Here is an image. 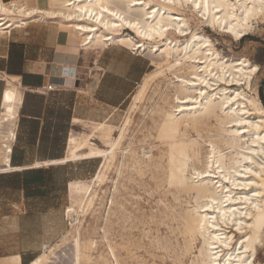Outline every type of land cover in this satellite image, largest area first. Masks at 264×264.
Here are the masks:
<instances>
[{"label":"bare ground","instance_id":"6f19581e","mask_svg":"<svg viewBox=\"0 0 264 264\" xmlns=\"http://www.w3.org/2000/svg\"><path fill=\"white\" fill-rule=\"evenodd\" d=\"M35 2L37 5H29L26 1L6 4L0 0V36L9 34L14 28H22L27 22L52 20L70 30L69 37L79 50L98 53L110 45H118L136 54L150 49L159 52L160 58L149 59L153 70L143 78L132 96L120 126L84 124L89 130L75 133L69 140L67 157L62 163L75 159L101 160L98 171L88 182L70 184L71 204L65 211L74 234V264H82L83 257L88 259L81 252L79 216L98 199V191H104L112 170L117 174L116 179L119 177V169L114 164L118 155V164H123L126 154H133L130 149L122 148L123 142L130 140L132 115L144 100L149 86L166 73H169L166 83L174 86L172 100L175 103L168 105V109H161L155 121L153 139L160 147L155 153L153 146L149 147V152H141V157L134 159L132 171L141 177L148 173L155 189L163 188L164 198L171 195L179 201L185 196L188 200L178 218L171 219L176 221L177 227L170 233L180 236L183 245L172 250L170 244L159 239L151 244L165 255L172 252V260L181 262L182 257L192 254L193 244L199 237L201 245L193 264H255L258 247L264 245V108L256 94L250 96L240 87L230 91L217 85L224 82L250 88L257 67L243 58L224 60L207 36L190 31L181 12L188 9L200 24L217 26L238 39L250 30L253 21L264 20V0ZM176 34L184 40L169 37ZM151 41H155V45L150 44ZM5 82L0 101V169L3 171L11 170L10 157L21 103L17 79L5 78ZM203 145H206L204 156ZM116 179L111 180L110 206L114 204ZM153 220L151 216L150 222L141 223L158 226ZM229 228L233 229V234L225 232ZM68 239L64 237L61 242L66 243ZM60 245L44 244L30 264H49ZM140 247L130 240L120 245L130 258ZM108 248L113 263L105 264H122L114 248L110 244ZM4 264H20V257L5 258Z\"/></svg>","mask_w":264,"mask_h":264},{"label":"crops","instance_id":"0c3cea01","mask_svg":"<svg viewBox=\"0 0 264 264\" xmlns=\"http://www.w3.org/2000/svg\"><path fill=\"white\" fill-rule=\"evenodd\" d=\"M41 28L25 25L0 42V101L5 78H16L21 92L11 170L0 173V262L18 255L30 264L38 256L47 243L35 241L28 220L62 214L70 184L83 179L74 163L98 160L61 162L75 129L108 123L151 68L124 47L79 50L55 23Z\"/></svg>","mask_w":264,"mask_h":264},{"label":"rangeland","instance_id":"374dc122","mask_svg":"<svg viewBox=\"0 0 264 264\" xmlns=\"http://www.w3.org/2000/svg\"><path fill=\"white\" fill-rule=\"evenodd\" d=\"M1 1L6 4L12 1H26L29 5L33 3L36 4L35 0ZM42 5L43 7H47V5ZM181 13V16L187 20L188 26L191 27L190 31H194L201 36H207L214 49L217 50L220 57H224V60L236 61L243 58L251 65L257 67L255 74L251 78L250 88L244 84L238 85L233 83L228 85L224 82H220L217 87L227 88V90L230 91L240 87L250 96L256 94L264 108V20L257 19L253 21L250 30L243 33L238 39H235L230 33L226 34L225 30L222 28H218L217 26L213 28L207 23L200 24L195 17L191 16L188 9ZM49 22L55 23L59 30H66L65 32L70 33L69 29H66L64 26L60 25V23L52 20L27 22L26 26H30L32 31L42 33L44 31V29L41 28L42 24ZM19 30V28H14L9 34L0 36V42L7 38H16ZM169 37L181 42L184 40L183 37H178V34ZM164 41L165 40L162 42ZM150 44L155 45V41H151ZM160 45L161 44H158L157 46ZM158 54L159 52H151L150 49H147L143 54L138 55L147 59L149 62L150 58L160 59ZM152 70L153 68L151 67L148 73ZM165 77H169V73H166V75L159 78L156 83L149 86L144 100L132 115L128 136L130 140L126 139L122 144V148L130 149L131 153L133 152L135 156L132 157L133 154H126L123 158V164H118L120 158L118 155L114 164L117 165L119 169V177L116 179L117 174L112 170L109 175L110 179L103 188L104 191H98V199L96 198L93 205L79 216L81 252L83 254L85 253L84 255L88 257V259L83 257L81 261L82 264L113 263V258L111 254H109V244L114 248V254L121 260L122 264H193L192 260L197 254V249L201 245V239L199 237L193 244L192 254L182 257L181 262H174L172 260V252L169 255H165L163 251L157 250L151 244V241L155 242L159 239L162 243L170 244L172 250L179 249V245H183L180 236L170 233L172 228L177 227L176 221H172L171 219L173 217L178 218L181 209L187 207L186 201L188 198L182 196L179 201H175L171 195H167L164 198L162 196L163 188L156 190L153 182L148 177V173L141 177L135 171H132L134 170V159L141 157L143 152H149V147L151 146H153L152 151L154 153L156 152V148L158 149L160 147L157 140L153 139V136L156 135L155 121L159 119L161 109H168V105L175 103L172 100L174 86L167 84V78ZM140 83L135 87L131 96L119 110L116 111L114 117L108 122L109 124L115 126L121 125L131 105L132 96L136 93ZM212 124H214V122H212ZM88 130V126H81L75 129V132L82 133ZM190 135L195 138L193 132H191ZM114 136H117V133H114ZM95 143L101 147L100 143ZM205 146L206 145L202 146V156L205 155ZM74 164H81V168L79 169L83 177L81 181L88 182L98 171L101 160H83L77 161ZM2 172L3 170L0 171V173ZM112 178L116 179L117 182L116 192L113 195L114 204L110 206L108 202L113 192ZM70 204V198H68L65 202V208L62 214L60 213L46 218L35 216L28 220L27 224L31 229H34L31 235L35 241L41 240L47 244H62L59 250L55 252L56 256L54 259L49 261V264H74V242L72 240L74 234L72 225L65 211L70 207ZM76 209H78L77 206ZM151 216H154L153 221H156L157 224L159 223L158 226L153 223L148 225L141 223V221L150 222ZM225 232L227 234H233V229L229 228ZM64 237H69L66 243L61 242ZM127 240L136 242L141 246L140 249L133 253V258H130L125 251L120 249V245ZM40 252L41 250H39L38 253ZM4 263L5 259L0 262V264ZM255 264H264V245L263 248L258 247Z\"/></svg>","mask_w":264,"mask_h":264},{"label":"built area","instance_id":"2783aa9c","mask_svg":"<svg viewBox=\"0 0 264 264\" xmlns=\"http://www.w3.org/2000/svg\"><path fill=\"white\" fill-rule=\"evenodd\" d=\"M132 52H134V51H132ZM134 54V53H133ZM136 54V53H135ZM47 90L48 91H53L54 90V87L52 86V85H49L48 87H47Z\"/></svg>","mask_w":264,"mask_h":264}]
</instances>
